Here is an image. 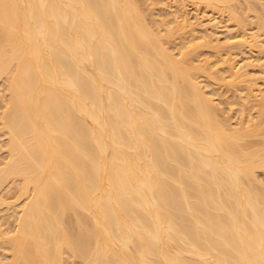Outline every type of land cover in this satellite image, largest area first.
<instances>
[{
	"label": "bare ground",
	"instance_id": "1",
	"mask_svg": "<svg viewBox=\"0 0 264 264\" xmlns=\"http://www.w3.org/2000/svg\"><path fill=\"white\" fill-rule=\"evenodd\" d=\"M255 52L264 0H0V264H264Z\"/></svg>",
	"mask_w": 264,
	"mask_h": 264
},
{
	"label": "rangeland",
	"instance_id": "2",
	"mask_svg": "<svg viewBox=\"0 0 264 264\" xmlns=\"http://www.w3.org/2000/svg\"><path fill=\"white\" fill-rule=\"evenodd\" d=\"M150 3H151V1H150ZM167 5H169L170 6V4H167ZM169 7H167V9L165 10V8H163L162 10H161V8L159 7V8H157V10H156V14H158V16L157 17H161L162 15H163V17H164V20H166V21H168L167 19H165V16L166 15H168V16H166V18H168L169 20H171L172 19V15H170V13L171 12H176L175 10V8H169ZM159 9L161 10V11H159ZM159 11V12H158ZM191 11V10H190ZM180 14V13H179ZM165 15V16H164ZM176 15V14H175ZM174 15V17H178V16H180V15H176L175 16ZM189 17H190V19H192V20H194L195 19V17H196V15H194L193 14V12L191 11L190 13H189ZM171 16V17H170ZM195 16V17H194ZM162 17V18H163ZM173 17V18H174ZM194 17V18H193ZM158 18V19H159ZM161 18V19H162ZM173 20V19H172ZM251 20V19H250ZM249 20V21H250ZM251 22V21H250ZM226 24V23H225ZM225 24H224V26H225ZM226 25H228V24H226ZM249 27V26H248ZM249 28H251V26L249 27ZM221 31V35L222 34H224L223 36H221L220 34V37H221V40H223L224 38H225V36H228V35H226L227 34V32L225 31V29H224V32L222 33V30H220ZM226 33V34H225ZM224 41H225V39H224ZM178 53V50H177V52H175V54H177ZM255 54V55H254ZM251 57H254V58H252V61H253V63L255 62L256 64H257V61H259V63H263L264 64V55H260L259 54V56H258V53L257 52H255ZM208 56H210V55H208ZM248 56V55H247ZM261 56V57H260ZM240 57H242V56H240ZM246 57V56H245ZM250 57V56H249ZM255 58H258V60L257 59H255ZM262 58V59H261ZM212 59V61H215V58L214 57H212L211 58ZM241 59V58H240ZM243 57H242V62H241V60H239V58H238V60H237V62H240V63H243ZM261 59V60H260ZM235 60V61H236ZM257 60V61H256ZM234 61V60H233ZM245 62V61H244ZM256 64H254V67H253V71H254V73L256 72V71H258V73H260L262 70H264V68L261 70L260 69V72H259V68L260 67H262V66H260V67H258L257 68V66H256ZM260 64H258V66H259ZM262 65V64H261ZM256 67V68H255ZM254 68H255V70H254ZM257 73V74H258ZM256 74V75H257ZM255 75V76H256ZM225 76V75H224ZM227 76H228V74H227ZM226 77V76H225ZM256 77H258V76H256ZM263 80V79H262ZM206 83V82H205ZM258 85L260 86L261 84V89L264 91V83L263 82H261V80H258ZM210 85H212V84H210ZM213 86H214V84H213ZM209 87V86H208ZM4 88V87H3ZM212 89V94L215 96H213L214 97V99H215V101H216V103H218V105H220L221 106V109L222 108H224V109H222V110H224L223 112L224 113H226V115L228 116L229 115V117L230 118H232V124L233 125H238L237 123H240L241 122V116L243 117H245V116H247V118H249L248 120H250V119H254V120H256L257 119V117H259V115L257 116L256 115V113H258V109L256 108V106L254 105V104H256V102L255 101H252V99L251 98H249V97H247V99H241V97H245V95H244V93H243V91L242 90H239L238 88H236V87H233V89H232V87H228L226 84H222L221 83V85L219 84L218 85V87L216 86H214V87H209L208 89ZM218 88V89H217ZM230 88L232 89L231 91H230ZM260 88V87H259ZM207 89V90H208ZM211 89L210 90H208V91H210L211 92ZM220 89V90H219ZM227 89V90H226ZM236 89H238V90H236ZM2 90V92H3V90L4 89H1V87H0V91ZM218 90V91H217ZM230 92H229V91ZM216 93H215V92ZM241 94H240V93ZM238 93V94H237ZM240 94V95H239ZM242 95V96H241ZM249 98V99H248ZM243 100V101H242ZM245 100H247V101H249V102H247L246 104L244 103V102H246ZM254 100V99H253ZM218 101V102H217ZM242 101V102H241ZM252 101V102H251ZM243 103V104H242ZM242 105H243V107H242ZM246 105V107H244ZM255 106V107H254ZM2 107V105L0 106V108ZM254 107V108H253ZM245 108V109H244ZM242 109H243V111L246 113H244V112H242ZM257 109V110H256ZM227 110V111H226ZM230 112H229V111ZM232 110V111H231ZM247 110V111H246ZM2 110L0 109V113H2L1 112ZM226 111V112H225ZM232 112V113H231ZM241 112H242V114H241ZM244 113V114H243ZM232 114V115H231ZM225 115V116H226ZM257 116V117H256ZM243 117V118H244ZM256 117V118H255ZM263 118H264V116H263ZM245 120H246V118H244ZM252 119V120H253ZM253 120V121H254ZM239 121V122H238ZM248 122V121H247ZM255 122V121H254ZM2 139L0 138V143H2V144H0V156H1V160H0V167H1V164H2V162L3 161H6V158H7V155H6V153H5V149H3L2 150V148H1V146L3 145L4 146V140L2 141ZM2 150V151H1ZM4 153V154H3ZM5 159V160H4ZM263 175V174H262ZM261 179H262V177H261ZM263 179H264V175H263ZM11 192H8V189H7V191L5 190V192H3L2 194H1V196L3 195V198L5 199V198H7V199H5V204H7V203H12V205L14 204L13 203V201H16V198H17V192H15L16 190H10ZM13 192V193H12ZM15 192V193H14ZM16 195V196H15ZM4 201V200H3ZM10 203V204H11ZM5 204H4V202H3V205H2V202H0V229H2V230H5V231H9V229L12 231V228L15 226V224H14V222H13V220H14V218H12V217H14V216H12L11 217V215L13 214V212H12V214L11 215H8L7 213V211L10 209V208H12L13 206L12 205H10V208L7 210L6 209V207L8 208V204L5 206ZM10 211V210H9ZM12 211V210H11ZM11 211H10V213H11ZM9 213V214H10ZM9 217H11V218H9ZM1 226H3V227H1ZM2 253V251H0V255H3V254H1Z\"/></svg>",
	"mask_w": 264,
	"mask_h": 264
}]
</instances>
